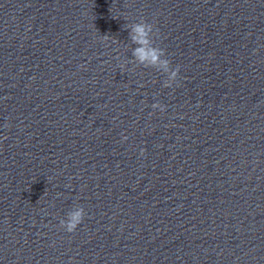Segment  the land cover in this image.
Returning a JSON list of instances; mask_svg holds the SVG:
<instances>
[{"label": "clouds", "instance_id": "1", "mask_svg": "<svg viewBox=\"0 0 264 264\" xmlns=\"http://www.w3.org/2000/svg\"><path fill=\"white\" fill-rule=\"evenodd\" d=\"M130 39L136 47L132 51L134 60L144 67L154 68L166 74L167 79L164 81V87H172L179 74L180 68L171 67L169 59L165 58L164 49L155 46L153 37L154 25L148 21L141 19L139 22L133 23L129 32ZM124 65L121 67L123 68ZM152 107L159 108L164 111L165 106L160 103H154ZM85 210L82 206H75L69 211L66 219L60 221V226L67 232H74L77 227L83 222Z\"/></svg>", "mask_w": 264, "mask_h": 264}]
</instances>
